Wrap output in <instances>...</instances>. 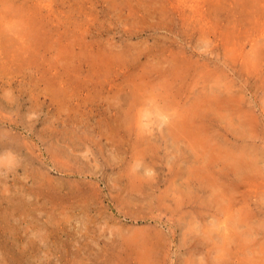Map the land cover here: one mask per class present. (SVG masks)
<instances>
[{"label": "rangeland", "instance_id": "rangeland-1", "mask_svg": "<svg viewBox=\"0 0 264 264\" xmlns=\"http://www.w3.org/2000/svg\"><path fill=\"white\" fill-rule=\"evenodd\" d=\"M252 1L0 0V264H264Z\"/></svg>", "mask_w": 264, "mask_h": 264}, {"label": "bare ground", "instance_id": "bare-ground-1", "mask_svg": "<svg viewBox=\"0 0 264 264\" xmlns=\"http://www.w3.org/2000/svg\"><path fill=\"white\" fill-rule=\"evenodd\" d=\"M247 1H249V0H247ZM253 1H257V3H258V0H253ZM253 1H252V2H253ZM252 2H251V3H252ZM244 3H245V2H244ZM251 3L247 2V4H251ZM18 21H19V20H18ZM21 21H22V20H21ZM28 21H29V23L31 22L30 19H29ZM23 22L26 23V22H27L26 19H25L24 21H22V24H23ZM31 23H32V22H31ZM14 24H16V23H14ZM14 24H13V25H14ZM16 25H17V24H16ZM16 25H14V26H16ZM18 25H19V24H18ZM28 27H29L30 29L33 28L32 26H31V27L28 26ZM27 29H28V28H27ZM30 29H28V30L31 31ZM33 29H35V28H33ZM28 30H26L25 27H22V28H20V29L17 27V29H15L14 32H15V35L17 34V36L19 37L18 39L21 41L20 38H22V37H24V36H28V35L30 34V33H25V32H27ZM38 32H39V31H38ZM33 33H34V32H33ZM35 33H37L36 29H35ZM35 33H34V34H35ZM27 34H28V35H27ZM31 34H32V33H31ZM35 35H36V34H35ZM35 35H34V37H35ZM37 35H38V33H37ZM5 36L8 37L7 35H5ZM17 36H16V38H17ZM38 36H40V35H38ZM31 37H32V36H31ZM4 39H5V38H4ZM32 39H33V37H32ZM34 39H36V38H34ZM37 39H38V38H37ZM8 40H9V41H13V40H16V39H15V38L12 39V38L10 37ZM23 41H25V43L28 42V41H29V36H28L27 41L24 40V39H23ZM23 41H21L22 44H23ZM16 42H18V40H16ZM35 42H36V41H35ZM18 43H19V42H18ZM28 43H29V42H28ZM12 44H14V43L12 42ZM12 44H11V45H12ZM19 44H20V43H19ZM15 45H16V44H15ZM21 46H22V45H21ZM14 47H15V46H14ZM16 47H17V46H16Z\"/></svg>", "mask_w": 264, "mask_h": 264}]
</instances>
